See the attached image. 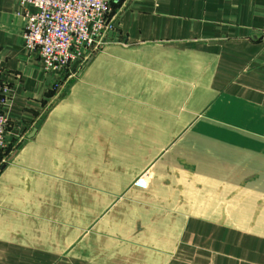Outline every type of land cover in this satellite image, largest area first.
Returning <instances> with one entry per match:
<instances>
[{
    "label": "crops",
    "instance_id": "crops-1",
    "mask_svg": "<svg viewBox=\"0 0 264 264\" xmlns=\"http://www.w3.org/2000/svg\"><path fill=\"white\" fill-rule=\"evenodd\" d=\"M23 9L0 0V264H264V0H113L80 77Z\"/></svg>",
    "mask_w": 264,
    "mask_h": 264
},
{
    "label": "built area",
    "instance_id": "built-area-1",
    "mask_svg": "<svg viewBox=\"0 0 264 264\" xmlns=\"http://www.w3.org/2000/svg\"><path fill=\"white\" fill-rule=\"evenodd\" d=\"M18 1L26 18L25 46L40 53L47 72L80 77L106 43L113 0ZM3 73L0 58V162L6 161L10 146V119L5 107L11 100L9 88L2 82Z\"/></svg>",
    "mask_w": 264,
    "mask_h": 264
}]
</instances>
